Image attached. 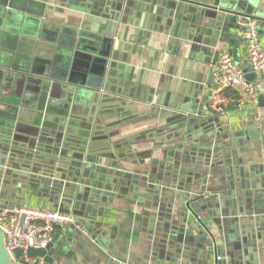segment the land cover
<instances>
[{"label":"crops","instance_id":"obj_1","mask_svg":"<svg viewBox=\"0 0 264 264\" xmlns=\"http://www.w3.org/2000/svg\"><path fill=\"white\" fill-rule=\"evenodd\" d=\"M129 1L128 12L115 23L73 10L77 6L67 0H1L0 147L8 151L0 149V203L4 209L74 215V224L55 230V264H213L206 252L188 247L189 235L182 233L190 195L208 193L205 201L218 204L207 210L216 217L217 224L211 223L217 244L248 238L241 264H264V215H254L242 202L237 183L243 180L247 192L254 185L264 190V82L259 81L256 105L238 90L220 89L214 50L182 39L168 25L172 19L165 9L151 13L153 2L146 3L149 11L144 0ZM232 1L238 0H214L217 8ZM252 17L264 18V0ZM202 25L207 43L214 33L224 38L213 49L234 59L237 53L239 67H249L236 23ZM93 35L113 44L122 67V93L109 100H103V90L69 86L71 92L42 76L65 78L68 62L70 75L68 44L97 52ZM35 59L42 61L38 74L25 77L20 70H31ZM94 72L88 62L86 72L75 74L88 83L96 79ZM183 86L197 104L210 93L204 117H177L181 112L171 104ZM240 131L245 135L232 137ZM232 181L235 186L228 187ZM249 215L259 220L253 233L242 226ZM230 252H223L228 264Z\"/></svg>","mask_w":264,"mask_h":264},{"label":"water","instance_id":"obj_2","mask_svg":"<svg viewBox=\"0 0 264 264\" xmlns=\"http://www.w3.org/2000/svg\"><path fill=\"white\" fill-rule=\"evenodd\" d=\"M58 1L64 2L65 0ZM260 1L261 0L232 1L225 8H217L214 0H211L209 3H205V0H144L145 3H143V5L145 6L144 9H147V4L153 2L156 6V9L151 11V13H154V15L160 14V11L162 9H165L163 13L164 16H169L172 19L171 21H168V25L174 27V29L177 30L179 36L182 39H187L188 37L190 40H194L195 43H202L206 46L204 50L205 52L207 50H210V52L214 50L215 61L213 64L216 65L219 60L221 51L219 49L215 50L213 48L217 46L218 41L224 42V38L219 34L217 35L216 33H214L213 38L217 40L212 39V42L207 43L202 37L204 34L202 29V22L213 20L216 24H218L217 27H219V24L228 22L235 24L239 17H252L253 13L256 12L258 3H260ZM66 3L71 6H77L72 7L73 10L81 13H86L87 15H91L92 17H98L101 22H103L104 19H107L115 23L119 22L120 14L122 13V15H126V13L128 12V8L131 7L129 0H67ZM168 8H173L176 11H174L173 14V11L168 10ZM147 10L150 11V9ZM157 20L161 19L158 18ZM259 21L261 24H263L264 27V18H259ZM45 25L48 24L45 22ZM83 29H85V27H83ZM64 30L65 29L62 28V31ZM187 31H190V35H187ZM71 32L77 33V31ZM261 34H264V31H261ZM102 35L109 37L108 33H103ZM93 36L95 37H92V39H95L97 44L93 47H96L95 49L97 52H95L94 50H87V52L84 53V50L81 46L75 47L74 43L68 44L70 47H68V49L66 50H68L69 52L71 61L73 60V72H71L70 75L67 73V69L70 68L68 62L65 78H50L49 75L44 73L42 74V76L46 78L48 77V79H51L52 81L58 80L59 82L65 83V87H67L66 89L70 90L71 92L72 90L68 88L69 86H85L94 91L103 90L105 92L103 100H109L112 99L114 95H120L122 93L121 88H118V85L119 87H123L122 82L118 81V79L120 78V75L118 76V69L120 70L122 69V67L121 65H118V60L114 57V54H116L117 52L114 53L113 44L107 46L108 44H104V42H106L108 39H104L101 36ZM59 44H61V41L59 42ZM102 51L103 53H101ZM82 59H84L85 61L83 62ZM235 61L237 63L240 62V57L237 53L235 55ZM38 62H42L41 59H35V64L33 65L31 70H20V72L24 73L25 77H27V75L30 76V74H38L36 70L38 68ZM88 62L94 63V73L96 75V79H93L92 81L87 83L82 75H77V73L75 74V72L81 70L86 72L88 70ZM242 70L244 71L245 79L248 82L257 83V85L259 86V81L262 78L260 72L251 71L250 66L248 68H243ZM24 82L25 81L21 82V85H23ZM194 95L195 94H193V91L190 92V90L184 89L183 86L178 92V95L176 97H173L174 100L172 99L171 107H176V110H179L181 112L179 113V115H177L178 118L186 119L184 121H187L189 118L187 114L200 117L205 116L203 109L209 99L210 93L207 92L203 98V102H198V104L196 99H194ZM15 99L17 100L19 98H12L11 102L15 103ZM116 100L118 102H121L119 98H116ZM163 105L169 106V103ZM260 105L264 106L263 96L260 97ZM191 118L190 121H193V119ZM183 126L186 127L187 122L183 124ZM250 132V135L254 137L255 133H253L252 131ZM243 135H245V133L240 131L233 133L232 137H239ZM6 143L8 144V142ZM0 149H4L2 153L5 154L8 151V149H5L3 147H0ZM228 176H231L230 171L228 172ZM237 183L241 184V190L244 192V196L241 198L242 202L244 201V203H247L249 207H251L249 210L255 213L254 215H264V190H261L260 186L254 185L255 190L253 192H247L248 189L243 180L239 179ZM230 186L234 187L235 182L232 181L228 187ZM106 195L111 196L110 193H106ZM212 195H217V193L214 192L212 193ZM208 197H210V194L208 193L201 194L196 197L195 195H190L188 202L186 203L187 214L183 215L184 217L182 233L183 235H185L187 232L189 235L187 245L190 248L194 247L201 255L206 252L207 256H209L208 259L213 260V264H228L226 260L227 255L226 253H223L225 249L228 248L229 251H231L229 253L232 259L231 264H241L243 256L246 255L247 246L249 244L248 238H244L242 243H238L237 241H228L229 243L227 244V246L225 245V243L220 246L217 244V233L213 232L214 225H212L211 223V221H214L213 223L217 224V222L215 221L216 217L213 212H209L207 210L211 211L215 208V205L218 204L214 200L205 201V199ZM206 211L208 213V216L204 218L202 217V214ZM189 215H191L192 219H189ZM258 222L259 220L257 218L249 215L246 222L242 224V226L243 228L245 227V229L246 227H250L253 233L254 229L252 227L256 226ZM247 235L252 236L250 232H248ZM251 238L255 239V236H252ZM57 239L58 237H54L52 244H50L46 249H29L27 255L30 258H42L47 264H55L56 256L54 254L55 243L57 242ZM23 255L24 252L22 250H16L13 252V254L9 252V250L7 249L6 234L2 229H0V264H17L15 260L20 259Z\"/></svg>","mask_w":264,"mask_h":264},{"label":"built area","instance_id":"obj_3","mask_svg":"<svg viewBox=\"0 0 264 264\" xmlns=\"http://www.w3.org/2000/svg\"><path fill=\"white\" fill-rule=\"evenodd\" d=\"M260 25V21L251 16L239 17L236 22L237 34L243 43L251 71L260 72L261 81L264 82V45ZM214 75L220 89L238 90L251 103L258 104L259 86L245 79L244 71L230 52L221 54ZM75 221L74 215L61 210L4 209L0 203V229L6 234L7 249L11 254L16 250L24 252L20 259L15 260L17 264H46L42 258H30L28 250L48 248L54 240L55 230Z\"/></svg>","mask_w":264,"mask_h":264},{"label":"rangeland","instance_id":"obj_4","mask_svg":"<svg viewBox=\"0 0 264 264\" xmlns=\"http://www.w3.org/2000/svg\"><path fill=\"white\" fill-rule=\"evenodd\" d=\"M243 66H245L244 64H243ZM242 69H243V67H241ZM245 68H248V67H245Z\"/></svg>","mask_w":264,"mask_h":264}]
</instances>
